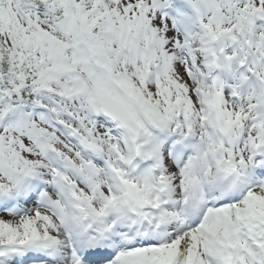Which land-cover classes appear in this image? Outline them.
<instances>
[{
    "label": "snow or ice",
    "instance_id": "1",
    "mask_svg": "<svg viewBox=\"0 0 264 264\" xmlns=\"http://www.w3.org/2000/svg\"><path fill=\"white\" fill-rule=\"evenodd\" d=\"M0 264H264V0H0Z\"/></svg>",
    "mask_w": 264,
    "mask_h": 264
}]
</instances>
